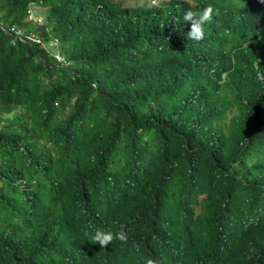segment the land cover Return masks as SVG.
Returning <instances> with one entry per match:
<instances>
[{
	"label": "trees",
	"instance_id": "obj_1",
	"mask_svg": "<svg viewBox=\"0 0 264 264\" xmlns=\"http://www.w3.org/2000/svg\"><path fill=\"white\" fill-rule=\"evenodd\" d=\"M180 18L163 3L0 0V264H31L34 244L64 228L72 194L101 196L92 185L117 191L107 217L137 213L144 231L264 248L255 81L236 92L235 70L221 77L241 53L237 33L208 23L204 39L188 40ZM9 26L38 40L11 42ZM67 226V240L79 235Z\"/></svg>",
	"mask_w": 264,
	"mask_h": 264
},
{
	"label": "clouds",
	"instance_id": "obj_2",
	"mask_svg": "<svg viewBox=\"0 0 264 264\" xmlns=\"http://www.w3.org/2000/svg\"><path fill=\"white\" fill-rule=\"evenodd\" d=\"M125 3L135 6L167 4L174 15L181 14L180 23L187 26L188 40L204 39L208 23L212 31L237 33L233 43L235 50L241 53L238 58L228 59V68L223 70L221 77H225L227 70H235L229 80L240 82L238 88H232L236 92L255 81L248 89V96L257 97L259 105L264 107V69L261 70L264 65V0H125ZM26 10L28 19L39 20L29 8ZM57 61L61 63L63 58L60 56ZM110 156L113 159L109 157L106 163L114 165V155ZM99 169L104 179H111V166ZM19 181L21 178L14 182ZM92 186L101 196L86 193V186L76 196L72 194L69 208L72 211L66 210L64 228L56 231V227H51L48 232L51 237L44 236L43 241L39 239L34 244L31 264H264L262 247L255 252L243 248L237 253L229 243L232 240L219 242L216 236L212 238L207 234L202 235L198 246H193L195 235L192 231H144L137 213L127 217V221L120 216L107 217L106 212L111 211L109 205L117 203V191ZM71 223L79 226L80 232L67 240L69 229L65 231V227ZM72 241L79 245L71 247ZM103 248V253L98 252ZM45 253H50L49 259L45 258Z\"/></svg>",
	"mask_w": 264,
	"mask_h": 264
},
{
	"label": "built area",
	"instance_id": "obj_3",
	"mask_svg": "<svg viewBox=\"0 0 264 264\" xmlns=\"http://www.w3.org/2000/svg\"><path fill=\"white\" fill-rule=\"evenodd\" d=\"M29 17H30V15H29ZM4 31H6L10 35L9 41H11V42L14 41L15 38H18L21 41H26V39H33L35 41L38 40L37 37H35L31 34L23 35V33L20 31V29L18 27H15V26H10L8 29H4ZM54 57L57 60L60 59V56L58 54H54Z\"/></svg>",
	"mask_w": 264,
	"mask_h": 264
}]
</instances>
